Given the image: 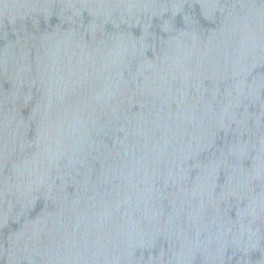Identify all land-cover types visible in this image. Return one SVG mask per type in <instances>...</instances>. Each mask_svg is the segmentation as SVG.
Returning a JSON list of instances; mask_svg holds the SVG:
<instances>
[{
    "label": "water",
    "instance_id": "1",
    "mask_svg": "<svg viewBox=\"0 0 264 264\" xmlns=\"http://www.w3.org/2000/svg\"><path fill=\"white\" fill-rule=\"evenodd\" d=\"M0 264H264V0H0Z\"/></svg>",
    "mask_w": 264,
    "mask_h": 264
}]
</instances>
